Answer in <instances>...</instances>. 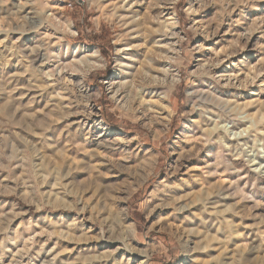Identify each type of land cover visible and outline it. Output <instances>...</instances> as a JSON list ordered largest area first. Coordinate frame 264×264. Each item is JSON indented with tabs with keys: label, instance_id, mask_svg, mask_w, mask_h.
Masks as SVG:
<instances>
[{
	"label": "clouds",
	"instance_id": "9594fccd",
	"mask_svg": "<svg viewBox=\"0 0 264 264\" xmlns=\"http://www.w3.org/2000/svg\"><path fill=\"white\" fill-rule=\"evenodd\" d=\"M261 74L264 0H0V264H264Z\"/></svg>",
	"mask_w": 264,
	"mask_h": 264
},
{
	"label": "rangeland",
	"instance_id": "374dc122",
	"mask_svg": "<svg viewBox=\"0 0 264 264\" xmlns=\"http://www.w3.org/2000/svg\"><path fill=\"white\" fill-rule=\"evenodd\" d=\"M199 15L200 16H203L204 13L202 12ZM198 39H200V38L198 37ZM253 40H255V36L253 37ZM211 46H212V41H208L207 44H206V47H211ZM223 47H226V46H223ZM223 47L217 49L219 51V53H220L221 56H223L225 54L224 51H223ZM228 62L229 61L226 60V61H224V64H227ZM224 64H222L220 67L223 68L224 67ZM260 79H264V74H261ZM251 87L252 88H255L256 86L255 85H252ZM201 258L204 260V264H212L211 259L206 254L202 255Z\"/></svg>",
	"mask_w": 264,
	"mask_h": 264
}]
</instances>
